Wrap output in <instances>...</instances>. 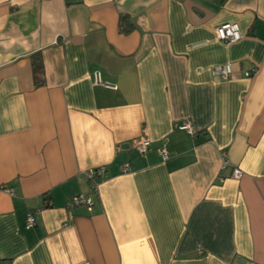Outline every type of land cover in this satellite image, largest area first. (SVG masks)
<instances>
[{"label":"crops","instance_id":"0c3cea01","mask_svg":"<svg viewBox=\"0 0 264 264\" xmlns=\"http://www.w3.org/2000/svg\"><path fill=\"white\" fill-rule=\"evenodd\" d=\"M0 264H264V0H0Z\"/></svg>","mask_w":264,"mask_h":264},{"label":"built area","instance_id":"2783aa9c","mask_svg":"<svg viewBox=\"0 0 264 264\" xmlns=\"http://www.w3.org/2000/svg\"><path fill=\"white\" fill-rule=\"evenodd\" d=\"M215 34L217 35V38H219L222 42L226 44H230L231 42L238 41L242 39L244 35L240 30L238 23L232 21L218 25V27H216L215 29ZM211 71L213 75L218 79H227L230 77L232 72L230 68V64H220L219 66L213 67ZM180 129L186 130L189 133H193L191 126L188 122L180 125ZM149 143L150 142L148 139L141 138L140 140L135 141L133 145L140 154H143L148 149ZM158 151L160 154H162L163 157H167L168 153L167 150L164 148V146H160L158 148ZM123 169L128 170V164H124ZM102 171H103L102 167L88 171L87 176L90 179L92 185L94 186L97 185L98 179ZM241 174L242 172L240 171V169L236 167L232 173V176L235 178L236 177L239 178L241 177L240 176ZM80 204L86 205L88 208H90L93 202L91 197L83 194L73 195L66 202V205L68 207H73ZM33 225H34V214L30 212L29 214H27L26 226L31 227Z\"/></svg>","mask_w":264,"mask_h":264},{"label":"trees","instance_id":"16d2710c","mask_svg":"<svg viewBox=\"0 0 264 264\" xmlns=\"http://www.w3.org/2000/svg\"><path fill=\"white\" fill-rule=\"evenodd\" d=\"M132 26L133 25L128 22V18L125 15H120L119 20H118V27H119L120 31L129 32L131 30ZM33 65H34L33 67H34L35 73L41 71L42 66H41L40 60L34 61ZM36 82H38V81L36 80Z\"/></svg>","mask_w":264,"mask_h":264},{"label":"bare ground","instance_id":"6f19581e","mask_svg":"<svg viewBox=\"0 0 264 264\" xmlns=\"http://www.w3.org/2000/svg\"><path fill=\"white\" fill-rule=\"evenodd\" d=\"M192 129V128H191Z\"/></svg>","mask_w":264,"mask_h":264}]
</instances>
